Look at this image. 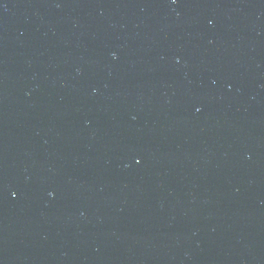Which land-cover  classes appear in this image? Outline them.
Segmentation results:
<instances>
[{
  "label": "water",
  "instance_id": "1",
  "mask_svg": "<svg viewBox=\"0 0 264 264\" xmlns=\"http://www.w3.org/2000/svg\"><path fill=\"white\" fill-rule=\"evenodd\" d=\"M0 264H264V0H0Z\"/></svg>",
  "mask_w": 264,
  "mask_h": 264
}]
</instances>
